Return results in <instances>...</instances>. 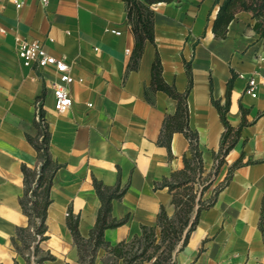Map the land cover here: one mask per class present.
Here are the masks:
<instances>
[{"label": "crops", "instance_id": "crops-1", "mask_svg": "<svg viewBox=\"0 0 264 264\" xmlns=\"http://www.w3.org/2000/svg\"><path fill=\"white\" fill-rule=\"evenodd\" d=\"M222 1L153 4L154 44L146 42L138 68L127 74L133 36L122 0H49L46 4L25 0L19 9L10 0L0 4V264L19 263L21 258L11 241L17 227L27 225L18 200L24 187L21 165H37L36 151L25 130L32 125L34 101L43 89L49 151L62 167L52 180L46 239L40 243L54 259L42 264H78L66 213L68 207L79 213L78 231L88 237L100 206L93 177L114 185L120 171L121 185L129 182L122 199L112 201V217L127 219L104 231V239L111 244L140 235L142 225H155L161 206L172 213L171 195L165 189L154 190L153 183L181 169L189 149L181 132L172 135L171 155L157 144L162 121L174 113L176 101L162 91L154 93V104L144 97L156 50L164 81L174 84L179 92L187 86L183 58L193 57V84L186 98L188 126L198 133L206 171L224 131L210 100V79L212 96L221 104L226 100L227 82L233 79L226 114L232 126L240 123L241 108L247 111L248 124L225 156L220 176L242 153L243 163L255 161L233 171L215 204L201 213L187 245L175 256L176 264H264L259 229L264 208V87H258L255 98L245 93L248 76L264 75V63L257 59L264 56V41L248 27V13L237 15L225 39L215 38L211 26ZM241 17L245 18L242 22ZM22 41H36L68 64L73 103L66 111L53 109L55 71L39 72L19 58L17 48ZM216 70L222 74V89ZM251 192L252 206H257L250 213L256 232L254 245L245 241L238 229L249 211L246 201ZM233 209L238 210L236 216ZM219 238L227 241L220 245ZM104 253L102 248L97 250L94 264H103Z\"/></svg>", "mask_w": 264, "mask_h": 264}, {"label": "trees", "instance_id": "trees-1", "mask_svg": "<svg viewBox=\"0 0 264 264\" xmlns=\"http://www.w3.org/2000/svg\"><path fill=\"white\" fill-rule=\"evenodd\" d=\"M127 14V22L133 36V48L127 64L126 72L136 70L147 41L154 44V10L153 4L159 2L170 3L177 0H122ZM217 2V0H216ZM240 13H248L250 22L248 27L264 41V0H223L218 6L213 19L211 31L215 38L225 39L230 23ZM193 58V57H192ZM192 58L185 60L183 65L187 76V86L183 92H179L174 84H168L162 77V63L156 50L154 60L150 68V84L144 88V97L150 104H154L153 95L156 91H162L176 101V109L173 114L165 115L157 144L164 146L171 155V140L174 132H181L188 141L189 155L183 156V167L172 171L168 176L162 177L153 183L154 190L165 189L171 195L172 213H168L161 206L156 215L153 226L142 225L140 235H134L130 239H123L115 244L104 239V231L115 228L125 223L127 216L116 219L112 217V201L121 200L129 187L120 183V171L114 185L104 184L102 181L92 178V186L100 201L96 212L94 226L89 230L88 237H83L78 231L80 215L74 213L68 207L66 213V226L68 227L73 242L77 249L78 264H94L99 248L105 250L102 257L103 264H144L151 261L152 264H175V256L188 243L190 234L195 230L200 215L210 209L216 202L219 192L228 184L233 171L245 164L255 161L248 160L243 163V153L229 166L223 182L212 190L211 195L203 199L206 191L212 186L213 176L218 174L219 168L225 163V156L235 146L240 136L241 129L248 124L245 119L246 110L241 108V121L234 127L226 118L229 110V90L232 78L227 82L226 100L223 104L212 96V81L210 79V100L216 108L220 120L224 126L221 133L219 148L213 152V165L203 179L206 172L203 161V151L199 145L198 133L188 126L187 95L192 88ZM44 89L41 94L43 96ZM40 97V96H39ZM44 116V110H40ZM36 138L42 136L39 143L25 131L27 141L36 151L37 158L41 159L40 165L29 168L21 165L23 174V193L19 197V204L23 214L27 218V225L17 227L15 236L12 237L14 251L25 261L31 264H42L46 260H53L54 256L44 252L40 243L46 239V219L48 206L51 203L50 188L56 171L62 164L56 162L49 151L50 133L34 123ZM34 183L30 186V183ZM264 208L261 209L259 229L264 243ZM14 264H19L14 260Z\"/></svg>", "mask_w": 264, "mask_h": 264}, {"label": "built area", "instance_id": "built-area-1", "mask_svg": "<svg viewBox=\"0 0 264 264\" xmlns=\"http://www.w3.org/2000/svg\"><path fill=\"white\" fill-rule=\"evenodd\" d=\"M7 0H0V4ZM17 9L21 8L25 0H10ZM42 4L48 3L49 0H39ZM19 58L33 64L35 69L43 72L45 69H53L57 75V81H52L53 109L56 112L66 111L73 103L70 95L69 86L73 81L68 64L62 58H57L49 54L44 47L38 42L22 41L17 48ZM260 62L264 63V56L257 57ZM258 87H264V75L252 74L246 78L245 93L255 98ZM35 119L38 121L40 108L36 109ZM42 117V116H41ZM43 121V120H42Z\"/></svg>", "mask_w": 264, "mask_h": 264}, {"label": "rangeland", "instance_id": "rangeland-1", "mask_svg": "<svg viewBox=\"0 0 264 264\" xmlns=\"http://www.w3.org/2000/svg\"><path fill=\"white\" fill-rule=\"evenodd\" d=\"M244 17H241V19L239 20L240 22H242V21H244ZM192 56H194V48L192 49ZM54 80L55 81H57V75L55 76V78H54ZM43 101H44V99H43V97L42 96H40V97H36V99H35V101H34V116H33V120H32V125H31V127L30 128H28L27 126H26V132H28V134L29 135H31L34 139H36V142L37 143H39L40 141H41V139H42V136H39L38 137V139L36 138L37 136H36V130H35V127H34V123H38L42 128H47L48 129V132H49V126H48V122H47V119H46V115L44 114V116L43 117H41V115L39 116V120L37 121L36 119H35V116H36V109H37V107H39L40 108V110H44V105H43ZM43 120V121H42ZM24 126V125H23ZM30 130V131H29ZM50 133V132H49ZM218 151V150H217ZM216 151V152H217ZM36 159H37V164H38V166L40 165V162H42V160L41 159H38L37 158V154H36ZM212 159H213V155H212ZM212 165H213V161H212ZM37 166V165H36ZM35 166V167H36ZM223 166V165H222ZM222 166L219 168V171H218V174L217 175H214L213 176V179H214V182H213V184H212V186L206 191V193L204 194V196H203V199H206V198H208L210 195H211V193H212V190L215 188V187H217L221 182H223V180H224V178H225V176L227 175V171H228V168H229V166L226 168V172H225V170H224V176L223 177H221L220 176V172L222 171ZM212 167V166H211ZM211 167H210V169H211ZM209 169V170H210ZM208 170V171H209ZM208 171H206L204 174H203V179H204V177H205V175L207 174V172ZM30 186H33L34 185V183H30L29 184ZM23 193V192H22ZM22 195V194H21ZM216 207H217V205H216ZM218 208V207H217ZM219 209V208H218ZM264 222V221H263ZM226 223H228V221L226 222ZM225 223V224H226ZM263 227H264V223H263ZM227 241V238L225 239V238H223V239H218V243L221 245V244H223L224 242H226ZM201 250H203L202 248H200ZM104 252H105V250H104ZM50 254V253H49ZM105 254V253H104ZM78 255V254H77ZM176 256H178V253H177V255ZM20 259V264H25V261H23L21 258H19ZM77 262H78V260H77ZM176 262H177V257H175V264H176ZM14 264V263H13ZM31 264H35L34 263V260L32 259V261H31Z\"/></svg>", "mask_w": 264, "mask_h": 264}, {"label": "bare ground", "instance_id": "bare-ground-1", "mask_svg": "<svg viewBox=\"0 0 264 264\" xmlns=\"http://www.w3.org/2000/svg\"><path fill=\"white\" fill-rule=\"evenodd\" d=\"M215 73H216V77H217L219 86L222 89V82H223L222 74L219 70H216ZM210 124L212 127L214 126L213 121H211ZM252 197H253V193L251 192V194L249 195V199L246 201V204L249 206V211L247 212L246 217L244 216L245 219L241 221V222H243L242 225L238 226V229H240V232H241L243 238L245 239V241H247L249 243H253L254 237L256 236V232L254 231L255 226H254V223L252 221V218H250V213L257 209V206L256 207H254V205L252 206V202H251ZM225 205L229 206L227 204V201H225ZM245 211H246V209H245ZM232 212H234V216H236L238 214L237 209H235V210L233 209ZM253 245H254V243H253ZM181 261H183V260H181Z\"/></svg>", "mask_w": 264, "mask_h": 264}]
</instances>
